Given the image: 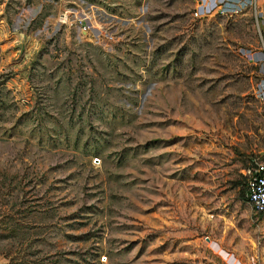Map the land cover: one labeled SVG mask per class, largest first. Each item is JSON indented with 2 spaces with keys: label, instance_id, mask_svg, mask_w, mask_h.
<instances>
[{
  "label": "rangeland",
  "instance_id": "1",
  "mask_svg": "<svg viewBox=\"0 0 264 264\" xmlns=\"http://www.w3.org/2000/svg\"><path fill=\"white\" fill-rule=\"evenodd\" d=\"M0 0V264H264L252 0Z\"/></svg>",
  "mask_w": 264,
  "mask_h": 264
},
{
  "label": "built area",
  "instance_id": "2",
  "mask_svg": "<svg viewBox=\"0 0 264 264\" xmlns=\"http://www.w3.org/2000/svg\"><path fill=\"white\" fill-rule=\"evenodd\" d=\"M191 1L193 6L190 13L195 18H202L211 14L227 15L232 11L221 0ZM252 1L255 3V0ZM242 173L246 177L248 202L264 220V149L251 158L250 163L242 169Z\"/></svg>",
  "mask_w": 264,
  "mask_h": 264
},
{
  "label": "crops",
  "instance_id": "3",
  "mask_svg": "<svg viewBox=\"0 0 264 264\" xmlns=\"http://www.w3.org/2000/svg\"><path fill=\"white\" fill-rule=\"evenodd\" d=\"M254 11L257 13L261 19L259 20L257 17V23L259 28L261 29L262 32V37L264 38V0H255L254 6H253ZM259 60H264V44L262 51L258 53Z\"/></svg>",
  "mask_w": 264,
  "mask_h": 264
},
{
  "label": "trees",
  "instance_id": "4",
  "mask_svg": "<svg viewBox=\"0 0 264 264\" xmlns=\"http://www.w3.org/2000/svg\"><path fill=\"white\" fill-rule=\"evenodd\" d=\"M243 183H244V189H245V192L243 191V194H245L246 196V199H248V190H247V182H246V177L243 175Z\"/></svg>",
  "mask_w": 264,
  "mask_h": 264
}]
</instances>
